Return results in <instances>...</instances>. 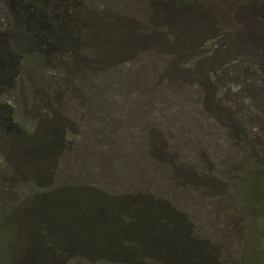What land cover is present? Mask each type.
I'll use <instances>...</instances> for the list:
<instances>
[{"label":"trees","instance_id":"trees-1","mask_svg":"<svg viewBox=\"0 0 264 264\" xmlns=\"http://www.w3.org/2000/svg\"><path fill=\"white\" fill-rule=\"evenodd\" d=\"M144 6L0 0V128L39 208L64 190L2 233L15 264L226 263L186 209L264 169V0Z\"/></svg>","mask_w":264,"mask_h":264},{"label":"rangeland","instance_id":"rangeland-1","mask_svg":"<svg viewBox=\"0 0 264 264\" xmlns=\"http://www.w3.org/2000/svg\"><path fill=\"white\" fill-rule=\"evenodd\" d=\"M145 2L146 0H85V4L96 9H104L108 6L113 9H123L118 12H124L130 17L135 16L134 18L139 21L144 15L142 8H145ZM140 4L141 7L138 6ZM223 26L230 30L240 27L232 19H228ZM17 95L20 98V93ZM15 98L16 96H8L9 103L16 108ZM19 113L31 120L30 110L21 111L20 109ZM0 138L2 139L0 143V237L4 238L2 233L8 228L12 229L15 235L23 236L27 233L28 227L32 226L33 213L42 212L56 197L61 198L64 190L61 189L59 193L51 192L44 201H41L43 205L39 208V203L29 196L35 189V185L33 182L29 184L26 181L28 176H25L34 172L26 173L21 170L20 157L12 145L13 135L7 134L6 130L0 128ZM235 182L238 183L236 186L232 183L226 188L231 190L228 197L222 200L201 201V205L188 207L187 215L199 235L217 245L219 255L224 257L225 264H264V240H259V236L264 235V229L259 226V223H264V218H261L264 209V169L256 173L244 172L240 182ZM214 189L222 193L225 188L223 185H216ZM187 194L186 199L189 202L196 199L193 194ZM49 216L48 211L43 217L49 218ZM12 263L15 264L8 258L6 245L2 240L0 264Z\"/></svg>","mask_w":264,"mask_h":264}]
</instances>
